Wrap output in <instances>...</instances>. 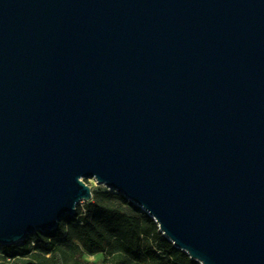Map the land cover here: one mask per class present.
<instances>
[{"label":"water","instance_id":"obj_1","mask_svg":"<svg viewBox=\"0 0 264 264\" xmlns=\"http://www.w3.org/2000/svg\"><path fill=\"white\" fill-rule=\"evenodd\" d=\"M86 179L198 264H264V0H0V246Z\"/></svg>","mask_w":264,"mask_h":264},{"label":"trees","instance_id":"obj_2","mask_svg":"<svg viewBox=\"0 0 264 264\" xmlns=\"http://www.w3.org/2000/svg\"><path fill=\"white\" fill-rule=\"evenodd\" d=\"M82 254L103 256L102 264H198L177 250L139 207L112 191L92 199L54 230L21 243L0 246V264H93Z\"/></svg>","mask_w":264,"mask_h":264},{"label":"rangeland","instance_id":"obj_3","mask_svg":"<svg viewBox=\"0 0 264 264\" xmlns=\"http://www.w3.org/2000/svg\"><path fill=\"white\" fill-rule=\"evenodd\" d=\"M89 188L91 193L93 192H99V191H108L107 188L104 186L98 185L94 180L92 179H86L83 181ZM85 203H80V207L82 208ZM82 258L86 261H89L93 264H102L103 256L101 254H97L94 256H88L86 254H82Z\"/></svg>","mask_w":264,"mask_h":264},{"label":"bare ground","instance_id":"obj_4","mask_svg":"<svg viewBox=\"0 0 264 264\" xmlns=\"http://www.w3.org/2000/svg\"><path fill=\"white\" fill-rule=\"evenodd\" d=\"M102 186V185H101Z\"/></svg>","mask_w":264,"mask_h":264}]
</instances>
